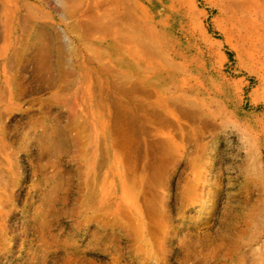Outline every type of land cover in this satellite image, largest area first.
<instances>
[{"label": "rangeland", "instance_id": "1", "mask_svg": "<svg viewBox=\"0 0 264 264\" xmlns=\"http://www.w3.org/2000/svg\"><path fill=\"white\" fill-rule=\"evenodd\" d=\"M162 1L165 12L158 19L161 27L151 37L160 55L175 49L180 65L177 77L185 82V90L165 83L161 73L151 74L149 91L154 98L148 100L146 131L153 140L158 135L170 146L180 144L184 134L191 145L182 163L166 170L158 164L156 148L150 144L146 147L154 159L142 192L148 202L141 209L122 205L127 216L141 225L143 242L131 243L126 234L117 230L113 234L120 242L110 244L109 250L91 249L87 255L73 254L63 259L61 251L46 242L53 235L62 237L68 233L72 222L68 217L55 222L52 216L45 215L50 228L47 231L41 226L43 221L30 218L42 199L41 189L35 188L43 175L39 169L49 161L39 159L36 148H28L23 138L39 136L41 123L52 127L61 121L62 130L70 124L78 127L85 121L81 114L86 107L80 104L75 118L68 101L60 99L55 110L61 118H38V103L52 100L46 74L10 68L8 63L15 59V48L23 47L21 60L27 47L37 54L44 52V44L37 41V36L53 43L52 49H46L52 60L56 61L60 54L67 55L62 60L65 76L78 78L80 62L71 56V50L63 47L59 51L57 33L40 21L43 14H31L25 7L35 4L41 12L54 17L49 4L57 7L55 0H0V53L5 44L9 47L7 58L0 57V91L4 98L0 101V264H264L262 39L245 49L237 48L234 39L228 44L220 30L227 27L225 16L213 0H196L199 18L181 21L173 18L171 2ZM88 2L91 0H84ZM159 5V0H153L151 12H156ZM54 18L50 24L67 29L62 19ZM156 62L160 66L164 59ZM156 93L161 98L157 104ZM163 101L176 107L171 108L172 115L160 107ZM178 109L193 117L183 119ZM102 141L99 148L105 150L103 136ZM137 142L145 147L142 139ZM190 156L194 159L191 168ZM62 165L64 171H75V186L84 181L85 163L77 159L69 163L67 158ZM54 172L48 169L46 175L50 177ZM76 196L74 192L69 206L76 219L96 215L90 204L78 213L74 207ZM91 229H95L94 225ZM78 258L84 260L77 263Z\"/></svg>", "mask_w": 264, "mask_h": 264}, {"label": "bare ground", "instance_id": "2", "mask_svg": "<svg viewBox=\"0 0 264 264\" xmlns=\"http://www.w3.org/2000/svg\"><path fill=\"white\" fill-rule=\"evenodd\" d=\"M55 1L57 7L49 5L56 15L54 17L66 23L65 30L50 24L55 19L52 13L41 12V7L35 4L25 7L31 14H43L40 21L48 23L57 33L59 51L63 47L71 50V56L80 62L77 64L79 77H66L63 74L62 60H66L67 55L60 54L56 61L52 60V55L46 49L49 46L52 49L53 43H46L41 36L36 39L44 44V52L37 54L31 47H27L22 62L23 47L15 48V59L8 66L46 74L52 100L38 103L40 117H34L42 120L61 118L59 111L55 110L60 105V99L68 101L72 116L80 104L86 107L81 114L85 121H81L78 127L74 128L70 124L62 130L61 121L52 127L41 123L39 136L23 138L28 148H36L39 159L47 158L49 161L39 169L43 175L35 188L41 189L42 199L39 208L30 214V218L36 217L43 221L41 226L47 231L50 228L45 223V215L52 216L55 222L63 217L71 219L68 233L62 234V237L53 235L46 242V245L61 251L64 259L73 254L87 255L91 249L109 250L110 244L120 242L113 234L117 230L126 234L131 243L143 242L139 230L141 225L127 216L123 206L128 204L141 209L148 202L146 194L142 195V192L154 159H151L146 147L150 144L156 148L158 164L166 170L171 165L179 166L182 163L191 140L186 141L183 134L180 144L170 146L157 138L158 135L153 140L146 131L148 100L154 98L149 91L151 74L161 73L165 83L171 84L176 90H185V82L179 81L177 77L180 65L177 63L179 57L175 49L172 53L163 51L162 56L151 37L161 27L159 23L162 22L158 19L165 12V3L159 0V8L152 13L150 8L153 0H91L87 4L84 0ZM169 1L174 19L181 21L199 18L196 0ZM213 1L225 16L227 27H221L220 30L228 44L234 39L237 48L245 49L262 39L264 46V0ZM201 34L210 43L204 32ZM1 50L0 57L6 59L8 45L5 44ZM158 58L164 59L160 66L156 62ZM71 77L75 80L72 81ZM160 100L156 93L155 103ZM0 101H4L1 91ZM161 104L160 107H164L167 114H173V104L164 101ZM178 112L185 120L193 117L183 109H178ZM102 136L105 150L99 148L103 144ZM138 139L145 142V147L138 145ZM67 158L69 163L77 159L86 164L85 179L77 186L74 185L75 171L63 169L62 164ZM190 159L188 166L191 168L194 159L191 156ZM48 169H55L50 177L46 175ZM74 192L77 195L75 210L80 213L90 204L91 210L97 211L96 215L90 214L84 220H78L69 212ZM91 225L95 229H91ZM107 230L112 234H104ZM60 231L63 232L62 228ZM82 247L86 250H81ZM82 260L78 258L76 262Z\"/></svg>", "mask_w": 264, "mask_h": 264}]
</instances>
